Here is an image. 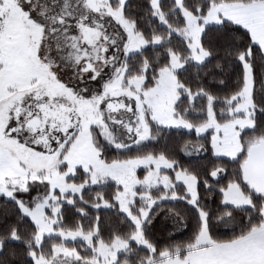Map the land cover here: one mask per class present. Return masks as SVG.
Here are the masks:
<instances>
[{"label": "snow or ice", "instance_id": "snow-or-ice-1", "mask_svg": "<svg viewBox=\"0 0 264 264\" xmlns=\"http://www.w3.org/2000/svg\"><path fill=\"white\" fill-rule=\"evenodd\" d=\"M0 264H264V0H0Z\"/></svg>", "mask_w": 264, "mask_h": 264}, {"label": "trees", "instance_id": "trees-1", "mask_svg": "<svg viewBox=\"0 0 264 264\" xmlns=\"http://www.w3.org/2000/svg\"><path fill=\"white\" fill-rule=\"evenodd\" d=\"M167 134H168V133H167ZM178 135H182V134H180V133H173V134H172V136H173V141H174V142H175L176 137H177ZM185 138L195 139L196 137H195V135L193 134L191 137H187V136H185ZM180 143H182V141H180ZM181 162H182V163H185V164L188 163V161H183V160H181ZM103 215H110V214H109V213H105V214H103Z\"/></svg>", "mask_w": 264, "mask_h": 264}, {"label": "rangeland", "instance_id": "rangeland-1", "mask_svg": "<svg viewBox=\"0 0 264 264\" xmlns=\"http://www.w3.org/2000/svg\"><path fill=\"white\" fill-rule=\"evenodd\" d=\"M164 135H169V133L167 134V133H164ZM157 145H155V144H153V145H150L149 147H156ZM177 158L179 159V160H183V161H188V159H186L185 158V156L181 153V154H179L178 156H177Z\"/></svg>", "mask_w": 264, "mask_h": 264}]
</instances>
